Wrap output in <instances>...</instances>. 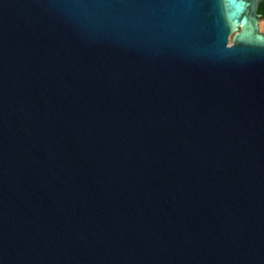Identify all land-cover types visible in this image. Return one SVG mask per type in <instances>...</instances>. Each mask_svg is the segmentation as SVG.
I'll return each mask as SVG.
<instances>
[{"label":"water","instance_id":"water-1","mask_svg":"<svg viewBox=\"0 0 264 264\" xmlns=\"http://www.w3.org/2000/svg\"><path fill=\"white\" fill-rule=\"evenodd\" d=\"M263 1L0 0V264H264Z\"/></svg>","mask_w":264,"mask_h":264},{"label":"trees","instance_id":"trees-1","mask_svg":"<svg viewBox=\"0 0 264 264\" xmlns=\"http://www.w3.org/2000/svg\"><path fill=\"white\" fill-rule=\"evenodd\" d=\"M259 14L264 18V1L260 4Z\"/></svg>","mask_w":264,"mask_h":264},{"label":"rangeland","instance_id":"rangeland-1","mask_svg":"<svg viewBox=\"0 0 264 264\" xmlns=\"http://www.w3.org/2000/svg\"><path fill=\"white\" fill-rule=\"evenodd\" d=\"M259 27H260V32L264 33V21H261L259 23ZM232 41H233V36H231V43H232Z\"/></svg>","mask_w":264,"mask_h":264},{"label":"flooded vegetation","instance_id":"flooded-vegetation-1","mask_svg":"<svg viewBox=\"0 0 264 264\" xmlns=\"http://www.w3.org/2000/svg\"><path fill=\"white\" fill-rule=\"evenodd\" d=\"M261 21H264V18H263V17H261V18L259 19V23H260Z\"/></svg>","mask_w":264,"mask_h":264}]
</instances>
